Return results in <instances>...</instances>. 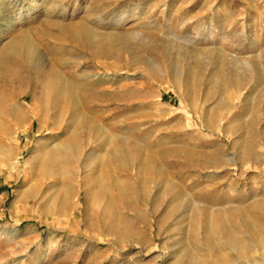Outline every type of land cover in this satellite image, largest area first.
<instances>
[{"label": "rangeland", "instance_id": "374dc122", "mask_svg": "<svg viewBox=\"0 0 264 264\" xmlns=\"http://www.w3.org/2000/svg\"><path fill=\"white\" fill-rule=\"evenodd\" d=\"M0 264H264V0H0Z\"/></svg>", "mask_w": 264, "mask_h": 264}, {"label": "bare ground", "instance_id": "6f19581e", "mask_svg": "<svg viewBox=\"0 0 264 264\" xmlns=\"http://www.w3.org/2000/svg\"><path fill=\"white\" fill-rule=\"evenodd\" d=\"M12 163V162H9V164Z\"/></svg>", "mask_w": 264, "mask_h": 264}]
</instances>
